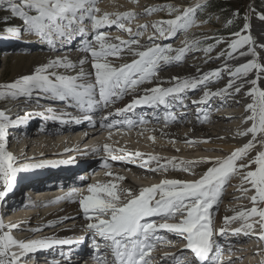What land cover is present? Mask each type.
<instances>
[{"label":"snow or ice","instance_id":"1","mask_svg":"<svg viewBox=\"0 0 264 264\" xmlns=\"http://www.w3.org/2000/svg\"><path fill=\"white\" fill-rule=\"evenodd\" d=\"M97 4L98 0H0V11L6 13L0 16V40L25 42L26 36L35 37L32 42L42 45L50 54L29 74L0 83V98L34 99L37 107L41 100L64 105L63 109L48 106L42 112H25L15 117L9 109H0V203L24 179L20 174L75 162L73 158L52 162L29 158L31 162H20L8 150L10 129L26 125L34 115L62 123L87 121L90 127L96 128L95 116L99 114V128L107 129L109 138L113 130L137 127L141 132L160 131L162 136H167L164 128L187 115L189 93H201L191 101L197 107V119L212 100L231 98L239 103L236 97L242 95L251 101L244 105L243 123L249 126L238 132L246 142L224 158L193 161L145 156L104 144L105 160L138 162V167L148 171L167 173L172 169L198 178H165L138 194L120 189L111 181L87 184V194L69 191L51 203L78 199L79 215L84 218V235L79 237L61 238L53 233L35 239H17L12 230L20 225L5 224L0 218V264H34L37 253L56 248H60L61 260L54 259L49 264H62V261L73 264V254L89 241L94 264H151V252L164 239L159 235L160 230L173 233L183 242L180 252L166 254L164 259L170 258L175 264H232L231 260L221 258L224 246L217 240L218 236L255 235L258 227V239L264 241V28L258 32L253 29L254 20L264 25V9L257 11L254 4H249L243 16L239 9L235 10L225 25L234 26L233 29L227 36L214 34L205 38L214 41L205 47H201L204 41L199 38L186 39L183 46L173 47L165 41L198 27L197 16L207 6V0H198L186 7L171 3L150 6L142 13L106 12ZM165 9L173 18L152 22V35L141 42L139 37L149 25L139 24L134 31L132 22L139 16ZM113 26L126 33L127 38L112 37L104 30ZM77 40L74 50L82 55L73 60L69 53ZM220 45L224 47L212 57L210 53ZM194 51L207 54L205 63L215 59L220 61L219 65L207 71L197 67L195 74L187 76L173 75L165 79L159 75L163 68L181 62L186 53ZM225 76L227 82L223 87H211ZM125 96H130V101L123 107H115ZM137 108H149L154 113L163 109L164 115H153L149 120L147 113L137 116ZM151 122L163 123L164 128L142 127ZM148 139L154 141L155 135ZM183 142L189 146L199 143L187 137ZM200 164L210 166L198 174L195 167ZM235 175L241 180L239 191L245 195L252 193L248 197L251 206L230 209L233 215H226L223 225L217 229L213 209L218 208L224 186ZM115 179L123 178L116 176ZM177 216L178 221L168 222ZM68 219L76 217L48 221L30 231L40 232L44 227L51 228ZM235 222H239V227H231Z\"/></svg>","mask_w":264,"mask_h":264},{"label":"bare ground","instance_id":"2","mask_svg":"<svg viewBox=\"0 0 264 264\" xmlns=\"http://www.w3.org/2000/svg\"><path fill=\"white\" fill-rule=\"evenodd\" d=\"M138 3L139 2L133 3L132 0H98L97 6L102 11H106V12H125V11L134 10L137 13H142L143 12L142 11L143 6L138 5ZM142 16H139V17H142ZM157 18H159V17H157ZM159 19L162 20L164 18L160 17ZM144 22L143 23L139 22V23L147 24L149 21L145 22V23ZM136 26H137L136 22L133 21L131 24V27L133 28V30L136 29ZM255 26H254V29L257 31L264 28V25H262L258 21H257ZM104 30H108V29H104ZM109 35L112 37H116L113 34L112 35L109 34ZM4 41H6V40H0V44ZM7 41L13 43L14 40H7ZM2 46L6 47L7 49H1L0 50V60L3 61L2 65L0 66V83L10 82V81L18 78L19 76L29 74L35 68L36 65L45 61L48 58V56L50 55L49 52L45 48H39L38 46H40V45H38L36 49H33L34 51L29 50L30 48L28 49V47L22 46V45H18V46L9 45V46H7L6 43H4V45H2ZM74 49H75V44H73V50L69 53V55L73 60H76L78 57H80L82 55V53L76 52ZM218 65L219 64H217V66ZM7 70H10L11 76L9 79L4 81L3 76ZM201 70L207 71L209 69L208 68H202ZM195 72H196V70H194L193 68H187L186 67L183 69L180 68V69L176 70L175 68L165 67L161 70L159 75L161 77L167 79L173 75L187 76L190 74H195ZM145 86L151 87V85H145ZM213 89H216V88H213ZM130 99H131L130 96H125L121 102L127 101V100L130 101ZM241 100H242V103L237 104L238 107L226 103L227 105L223 104L224 108H220L219 106H221V105H219V106L216 105V104H219V101H216L218 103H216L211 108L216 107L218 112H222V114L215 115L213 117V119H210L211 117L207 118L206 116H203V113H201L200 118L197 119V107L193 106V107H195L193 112L188 111L191 109L187 110V115L192 114L191 119H187L186 118L187 115H186L183 118L178 119L176 122L170 123L167 128H164L163 123H155V122H151L145 126H142L144 128H147V129L164 128V131L168 133L167 136H162L160 131H156L155 133H153L151 131H142L141 132V128L137 127V128H132V129L125 128L121 131L113 130V134L109 138L108 130L107 129L102 130L99 128V123H98L100 120L99 114H97L95 116V120L97 121V127L96 128L90 127L87 121H84L80 124L62 123L60 120H51V119L45 120L38 115H34L33 118H37V120H35L33 122L32 128L34 127L35 130L33 131V133L31 131L28 133L27 137H25V139H24V145L23 146H26V143H28V146H31V147H33V145L36 144L37 146L42 145V147H45V146L56 147V146H58L62 150H66V149H68V147L64 148V146L61 145V143L63 142V140L61 139L62 134L66 133V136H67V132L71 131L72 133H77V134L81 133L80 135H84V134H82L84 131V128L89 127L90 131L97 132V135L99 133V135L102 136L101 138H103V139L100 138L101 141L99 140V142H97L95 144L96 147L95 146L89 147V149H87L85 151L78 152L77 155L75 157H73L75 162L72 165L80 164V165H78V167L81 165H87V168H90L91 164H92L91 162H94L96 160V162H95V164H96L97 162H99L97 160V158L100 159L101 156L105 155V153L102 150V146L104 144H110L114 148L120 149V147L118 148L117 146H115V142H118L119 140L120 141H126L127 138L133 140L134 142H140V143L146 145V147L148 146V148L151 151L160 152V153L164 151L167 154H172L173 156L174 155L175 156H180V155L184 156L185 154L187 155L188 153H191V152H198L199 153V152H202L201 149L206 150V151H211V152H213L215 150L218 151V149H220L221 152L227 156L234 149L242 146V144L246 142V138L240 137L238 135V132L249 126L248 124L243 123V118L245 116L244 105L248 102H251V101L248 97H244V96H242ZM41 101L46 102L48 104V106H51V107L56 108V109H63L64 108V105L62 103L52 102V101H48V100H41ZM221 103H222V101H221ZM35 105H36L35 101L30 100L28 102V99L20 98V99H17L16 104L11 106L9 108V110H10V113L12 112L13 115L19 110H29L30 112H33V113L42 112L44 110V106L40 105V107H37V105L36 106ZM48 106H46V107H48ZM5 108L7 109L6 105L4 107H1L0 109H5ZM68 110L74 111L72 109H68ZM161 112H162V116H163L164 115L163 109H161L158 113H154L153 110L149 109V108L135 109V113L137 116L144 114V113H148L147 115H148L149 120H151L153 115H159V114H161ZM176 112L179 113L180 109H176ZM149 113H151V115H152L151 117H150ZM129 115H132V114L129 113ZM233 116H235V117H233ZM31 120H33V119H31ZM36 121H39V122H36ZM45 122H46V124H44ZM48 123H50V124H48ZM26 125H29V124H26ZM50 125H52V126H50ZM25 126L19 127L21 129L20 134L24 133ZM39 127H44V131L38 132L36 129H38ZM12 134H16V132H12ZM78 135H75V136H78ZM150 135H155L154 141L148 139V137ZM75 136H74V138L77 139V137H75ZM100 136H97V137H100ZM113 136H114V138L118 137L119 140H115L113 138ZM80 137H82V136H80ZM186 137L188 139H191V140L199 141V143L194 144L192 146H189L183 142ZM68 138H69V140L74 139L72 137H68ZM89 138L92 139V136H89ZM98 139L99 138H97V140ZM171 140H175L176 142L171 143L170 142ZM74 141L76 142L77 140H74ZM103 141H106V143H102ZM21 143L22 142H20V144ZM11 144L13 145V147H10V146L8 147V150L11 152L15 150L14 149L15 147H16V149H18V147H20L19 143H18L19 146H17V144L14 142H12ZM72 145L74 146L73 143H72ZM73 146H72V148L74 149ZM76 148H80V147L77 146ZM96 148H100L101 150L99 152H93L92 150L96 149ZM177 149L179 151H177ZM78 150H80V149H78ZM78 150H74V152L78 151ZM127 152H130V151H127ZM135 152L142 153L141 151H135ZM142 154H144L145 156L149 155V154H145V153H142ZM150 154L152 155V153H150ZM170 156L166 157V155L163 156V154H161L159 157L170 158ZM161 162H163V161H161ZM137 163H124V162H122V164L124 165V168H122V169L129 171V169H132V168H139L140 172L151 173L152 175H157L156 178L151 177V179L148 180L149 183H147V185L144 186V188L150 187L153 184H157L160 182V180L165 179V178H181V179L198 178V176L193 177L191 175H188L186 172H181V171L172 170V169H169V171L167 173L152 172V171H148L144 168L138 167ZM70 166L71 165H59L56 167L50 166L49 169H42L41 168V169H36V170L31 171V172H28V174L27 173L23 174L24 179H22L20 181H23L25 179H28V180L34 179L35 181L37 180L39 182V183H36V182L30 181V185H33L34 187H40L39 185H43V183L50 185V187H48L50 189L49 191L39 189V190H36L34 192L36 194V196H39V197H37L38 201H35V203H32V202H34V199H35L32 197V194L31 195L30 194H28V195L23 194V196H27L26 200L23 197L20 198L21 195L19 196V194H17V196L15 198H12V196L9 195L10 197L9 196L6 197V201L8 200L7 202L5 201L4 203H0L1 208L5 207V209H6L7 206H9L11 204V202L13 200H16L17 198L23 200V202L26 201V203L31 202L30 203L32 205L31 208H29V207L25 208L24 212L22 210H20L19 208L13 209L12 208L13 205H10L4 214L5 215L3 218L4 223H6V224L17 223L20 225V227L18 229L12 230V234H14L15 238H17V239H25V238L35 239V238H38L40 236H51L53 233H55L56 235H58L61 238L79 237V236L84 235V232H83L84 218L82 215H79L80 209H79L78 199H74L72 201L64 200V202H63V200H60L59 203H51V201L56 200L58 197L64 196L61 194L60 195H57V194L50 195L51 191L56 189L57 187H59V188H61L62 186L66 187V188H68V187H79L80 188L78 191L79 193L87 194L86 193V186H87L86 184L87 183H85V184L82 183L80 186H73V185L70 186V184L68 183V185H69L68 186L64 182L66 180L64 178H68L67 175L71 174V170H68L67 173L64 172V174H63L61 169H69ZM207 166L209 167L210 165L207 164ZM152 167H155V164H153ZM48 171H50V173L54 172V173H51V175H56L58 177H56L54 179V178H50L51 176H44L43 173L48 172ZM98 171L99 170H97L95 173V176H93L92 183H98V182L103 183V182H105V181H103V177L101 175L102 174L101 170L99 173H98ZM84 173H86V172H84ZM80 174H82V173H80ZM81 176H83L81 178L85 179L84 175H81ZM129 177L130 176H127L126 178H124L125 184H122V183H124V182H122V180H119V181L115 180V177H114V181H117L115 183L123 185L125 189H128V187H130V186H126V185H127V183H130L131 179ZM72 178H75V176H73ZM55 181H56V183L54 184ZM89 181H87V182H89ZM21 183L22 182H20L18 184H21ZM57 183H61V184H59V186H58ZM240 184H241V182L238 183L236 181H232L231 185L228 186L229 187L228 192L231 193V195L226 196L223 199V203H222L225 206L226 211H230V209H232V207H231L232 199H229V198H236L237 194H234V192L236 190V185H240ZM124 188H122V189H124ZM16 189H17V187L15 188L14 192L16 191ZM77 189L78 188H76L74 190H77ZM142 189L143 188L138 189L136 194H138L139 191ZM130 190H131V188H130ZM43 196H45V197H43ZM246 206L250 207L249 205H246ZM215 209L216 208H214L213 210H215ZM16 210H18V211L14 213V211H16ZM32 214H34V215H32ZM66 216L76 217V219H74V220L68 219V220L64 221V223L56 224L54 227H51V228L44 227L43 231H40V232L30 231V229L36 228L37 226H43V225L47 224L48 221H56L58 218H62V217H66ZM213 217H214V215H213ZM179 219H180V217H179ZM214 220H215V217H214ZM160 222H163V221H160ZM217 222H219L218 227L216 226V228L218 229L219 227H221L223 225V219H221V217H218L216 223ZM238 225H239V223H235V224H232L231 226L238 227ZM256 233L257 234H255V235H251L253 237H252V241H250V243L251 242L258 243L261 245L260 248H258L256 246H252V245L248 246L250 244L242 243V240H244L243 239L244 238L243 233H241L239 235H232L231 233H228L226 235V237L224 236V238H223L224 240L226 238V244L223 243L224 240H221L222 236H218L217 240L219 241V243L222 245L223 244L225 245L221 258L225 261L231 260L232 264H237L235 262L237 257L246 255V256H248V259L245 260V264H250L251 262L253 264V261L257 260V259H255L256 257H259L258 259H260L259 261H257L258 262L257 264H261V261H264V241H261L260 239H258V232L256 231ZM163 235H167V234L164 233ZM166 241H167L166 244H168L166 246L171 248L168 251L175 250L174 247H176V248L183 247V242L177 236H175L173 233L169 234V239H167ZM168 241H171L172 243H168ZM231 242L232 243L238 242L239 244H237V246L239 245L244 251H236L234 249H230V247L234 248L232 246ZM240 242L243 245H240ZM81 247H80V250L82 249ZM64 249H67V247H65ZM53 251H55V250H49L47 252H53ZM178 252H180V251L177 250V253ZM240 252H242V253H240ZM165 253H170V252H165ZM41 261H43V260H41ZM247 262H250V263H247ZM41 264H44V263H41ZM73 264H79V262H76Z\"/></svg>","mask_w":264,"mask_h":264},{"label":"rangeland","instance_id":"3","mask_svg":"<svg viewBox=\"0 0 264 264\" xmlns=\"http://www.w3.org/2000/svg\"><path fill=\"white\" fill-rule=\"evenodd\" d=\"M209 1L210 0H207V2H209ZM220 1L227 2L229 4V7H227L226 9H222L221 7H217L215 9H212V8H209L208 6H206L203 10H201L198 13V16H197V24L199 25L198 27H192L187 33L181 32V33H179L175 37L174 40L165 41V42L172 43L173 44V47H181V46H183V44H184V42H185L186 39L192 40V39L199 38V39H201V40L204 41V43L201 45V47H205V46H207L208 43H214L213 40H211V39H205V38L212 37L214 34L227 36L228 35V32L233 29L234 26H228V27H226L225 25H226V21L228 19L232 18V13L235 10L239 9L241 16H243L244 10L247 8V6L249 4H254V6L257 9V11H260V10L264 9V0H220ZM138 2H139L138 5L143 6V10H144L146 7L156 6V5H164V4H169V3H171L173 5H176L178 7H186V6H189V5H195L198 2V0H138ZM5 14H6L5 12L0 11V16H3ZM157 17H159V18L160 17H163L164 19L173 18V16H170L169 15L167 9H165L163 11L153 12L150 15H143L142 17H139V18H137V19L134 20L136 22V25H139V24L143 23L144 21L145 22H148L149 21L147 23L149 25L148 30H145L143 32V35L139 37V39L142 42L147 41L148 37L150 35H152V33H153L154 30L152 29L151 24H152V21L154 22V21L160 20ZM205 20H207L208 22L207 23H201L202 21H205ZM139 22H141V23H139ZM14 23H18V21H14ZM256 23H257V20H254L253 21V29H254V26L256 25ZM0 27H2V25H0ZM106 31H108L109 34H111V35L113 34L115 36H121L122 38H125V39L127 38V34L126 33L120 32L114 26L112 28L106 30ZM134 31H135V29H134ZM254 31H257V30L254 29ZM26 37L24 38V41L25 42H27V38ZM25 42L13 41V43H11V42H8L6 40V41L2 42L3 44L2 43L0 44V47L3 48L2 45H4V43H6L7 46H9V45L18 46V45L25 44ZM74 43L75 44L78 43V40L76 42H74ZM37 45H39V44L38 43H35V45L31 44L29 46V48H30L29 50L34 51L33 49H36L37 48L36 47ZM221 47H224V45H220V46H217L216 48H214V50L212 51V53H210V55L212 57H215L216 53L220 50ZM3 49H5V48H3ZM205 59H207V54H205L203 51H194V52L186 53L185 57L183 58V60L181 62L174 63L173 65L167 66V68H175L176 70L177 69H180V68L183 69V68H186V67L187 68H193L194 70H196L197 67H199L200 69H202V68L213 69V68H215L217 66V64L220 63V61H217L215 59H213L212 61H210L208 63H205L204 62ZM2 63H3V61L0 60V66L2 65ZM10 76H11L10 70H7L4 73V76H3L4 81H6L7 79H9ZM226 82H227V76H225L219 82L213 83L211 85V87L212 88L223 87ZM200 95H201V93L199 91H197L195 93H189V95L187 97V100H186V103H188L189 105H191V101L193 99H198ZM241 98H242V95L236 97V100H239L240 101L239 103H236L231 98H228L226 100H223L222 103H221V99L220 98H216V99H214V100L211 101L210 107L209 106H204L203 116H206L207 118L208 117L209 118L211 117L210 119H213V117L215 115L222 114V112H218V110H217L216 107L215 108H211L216 103H218L216 101H219V104H216V105H218V106L221 105L219 107L220 108H224L223 104H226V103H228L230 105H233V106H237V104H241L242 103ZM29 101L30 100H28V102ZM32 101H35V100L33 99ZM16 102H17V100H5L3 98H0V108L1 107H4L6 105L7 106V109H9L11 106L15 105ZM120 104H122L121 101L117 103L116 107H120L121 106ZM40 105L41 106H44V108L46 106H48V104L46 102H44V101H40ZM193 106L194 105H191L189 107V109H191V110H188V111H192L193 112V110L195 108ZM10 114H12V112ZM149 115H150V117L152 116L151 113H149ZM159 115L162 116V112ZM191 115L192 114H188L186 116V118L187 119H191L192 118ZM233 117H235V116H233ZM36 122H39V121H36ZM44 124H46V122ZM48 124H50V123H48ZM50 126H52V125H50ZM34 130L35 129L33 127L32 130H31V132L33 133ZM85 133H87V135H85ZM74 134L75 135H78L79 133L77 134V133H72L71 131H69V132H67V136H66V133L65 134H62L61 139L63 140V142L61 143V145H63L64 148H67L68 147V149H67L68 151L62 150L58 146H56V147H52V146L42 147V145L37 146L36 144H34L35 146L33 145V147H31V146H28V143H26V146H23L24 145V139L25 138L23 140H21V141H20V139H17L15 141V143L17 141L22 142L20 144V147H18V149L21 148V152H24L25 151L24 152L25 153L24 156L23 155L22 156H19L18 155L17 158H18V160L20 162H31L29 160V158H32V160H34V161L45 160V161H49V162L58 161V160H67V159H69L71 157L72 158L75 157L78 152H82V151H85V150L89 149V147H93V146L96 147L95 144L97 142H99V140L101 141V139H103V138H101L102 136H100L99 133L97 135V132L90 131V128L89 127H85L84 128V131L82 133L84 135H80L81 134L80 133L78 136H75ZM74 136L77 137V139H75ZM80 136H82V137H80ZM89 136H92V139H90ZM97 136H100V137H97ZM68 137H72L74 139L69 140ZM97 138H99V139L97 140ZM113 138H114V136H113ZM114 139L115 140H119L118 137L117 138H114ZM127 139H126V141H120L119 140L118 142H115V146H117L118 148L120 147V149H124L125 151H130V152L141 151L142 153H145V154L152 153V155H156V156H160L161 154H163V156L166 155V157H168V156L171 155L172 157H176L177 159H183V160H188V161L200 160V159H204V158L216 159V158H224V157H226V155H224L221 152L220 149H218V151L215 150L213 152L206 151V150L201 149L202 152H199V153L198 152H191V153H188L187 155L185 154L184 156H181V155L180 156H175V155L173 156L172 154H167L164 151L161 152V153L160 152L151 151L148 148V146L146 147V145H144V144H142L140 142H134L133 140H131L129 138H127ZM74 140H77V141L75 142ZM20 142H18V143H20ZM8 143H11V140ZM72 143L74 144V146L72 145ZM102 143H106V141H103ZM9 146L12 147L11 145L8 144V147ZM72 146L74 147V149L72 148ZM77 146H79L80 148H76ZM14 149H16V147ZM78 149H80V150H78ZM74 150H78V151H75L74 152ZM171 156H170V158H172ZM207 167H208L207 164L197 165L195 167V172L198 173V174L203 173L204 171H206ZM115 171L116 172H119L120 171V168H118L117 165H114V166H111V167H106L105 169H102L101 168V173H102L101 175L103 177V181H105V182H109V181L117 182V181H114V177H116L118 175H115V174L106 175V173H111V172H115ZM123 171H126V170H123ZM80 173H82V172H78L77 171V175H75V177L78 176V175H80ZM126 175L127 176H130L129 178L131 179L130 180V183H127L126 186H130V187H128V189L131 188V190H132V192L134 194H136V192H137V190H135L137 187H139V189L140 188H144V186H146L147 183H149L148 180L151 179V177L152 178H156L157 177V175H152L151 173H143V172H140L139 168H132V169H129V171H126L122 176H119V177H122L123 178L122 179V182H124V178L127 177ZM50 176H51L50 178H54V179L56 177H58L56 175H50ZM73 176H74V174H73ZM64 179H66V178H64ZM30 181L39 183L37 180L35 181L34 179H32V180H28L27 183L29 185H30ZM232 181H236L238 183L241 182L240 177L238 175L233 176L228 181V183L224 186V190L222 192V195H221V199H220L218 208H216L215 210H213V215L215 217L214 224L217 227L219 225L218 224L219 222L216 223L218 217H221V219H223L226 215L227 216L233 215V212L232 211H226L225 206L222 204L223 203V199L226 196L231 195V193L228 192L229 191V189H228L229 187L228 186L231 185V182ZM83 182H84V180H83ZM55 183H56V181L54 182V184ZM85 183L89 184V182H84L83 184H85ZM122 184H125V182L122 183ZM66 185H68V183H66ZM239 186L240 185H236V190L234 192V194H237L236 195V198H229V199H232V205H231L232 209H234V208L239 209L240 207L246 206V205L251 206L248 197H250L252 193L249 192L247 195L243 194L241 191H239ZM118 188L122 189V188H124V186L118 184ZM21 189L22 188H20V190ZM35 189L37 190L38 188H35ZM20 190L17 191V189H16V191H15L14 195L12 196V198H15L17 196V194H19V196H20ZM124 198H126V197H124ZM178 220H179V216H177L175 218V220H169L168 222L171 223V222H175V221H178ZM235 223H239V222H235ZM235 223H233V224H235ZM238 227H239V225H238ZM256 231L257 232L259 231L258 230V227H257V230ZM242 243H245V242H242ZM242 243L240 242V245H243ZM237 244H239V243L238 242H236V243L233 242L232 243V246L234 248H231L230 247V249H234L236 251H244L239 245L237 246ZM245 244H248V243H245ZM240 253H242V252H240ZM258 258L259 257H256L255 258L257 260L253 261V264H255V263L257 264L258 263L257 261L260 260ZM246 259H248V256H246V255L238 256L237 259L235 260V262L237 264H245V260ZM247 263H250V262H247ZM250 264H252V262Z\"/></svg>","mask_w":264,"mask_h":264},{"label":"trees","instance_id":"4","mask_svg":"<svg viewBox=\"0 0 264 264\" xmlns=\"http://www.w3.org/2000/svg\"><path fill=\"white\" fill-rule=\"evenodd\" d=\"M207 6L209 8L215 9L217 7H221L222 9H226L227 7H229V4L227 2H223L220 0H210L209 2H207Z\"/></svg>","mask_w":264,"mask_h":264},{"label":"water","instance_id":"5","mask_svg":"<svg viewBox=\"0 0 264 264\" xmlns=\"http://www.w3.org/2000/svg\"><path fill=\"white\" fill-rule=\"evenodd\" d=\"M15 150H16V152H17V153L15 154V156H18V155H19V156H22V155L24 156V155H25V153H24L25 151H24V152H21V148H20V149H15Z\"/></svg>","mask_w":264,"mask_h":264}]
</instances>
